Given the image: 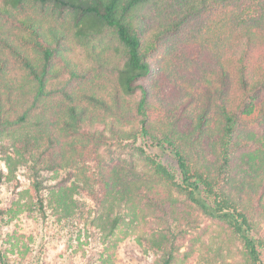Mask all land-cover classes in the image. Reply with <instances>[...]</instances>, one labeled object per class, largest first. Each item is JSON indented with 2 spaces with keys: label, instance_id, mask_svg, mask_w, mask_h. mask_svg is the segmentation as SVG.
I'll list each match as a JSON object with an SVG mask.
<instances>
[{
  "label": "trees",
  "instance_id": "1",
  "mask_svg": "<svg viewBox=\"0 0 264 264\" xmlns=\"http://www.w3.org/2000/svg\"><path fill=\"white\" fill-rule=\"evenodd\" d=\"M151 1L0 0V194L28 182L0 206V264H40L51 217L82 264L128 236L183 264L206 219L237 247L219 264H264V0ZM104 38L110 65L72 60ZM20 215L38 235L7 230Z\"/></svg>",
  "mask_w": 264,
  "mask_h": 264
},
{
  "label": "rangeland",
  "instance_id": "2",
  "mask_svg": "<svg viewBox=\"0 0 264 264\" xmlns=\"http://www.w3.org/2000/svg\"><path fill=\"white\" fill-rule=\"evenodd\" d=\"M165 2L166 0H152L151 3L145 7L144 13L148 14L152 12L157 14V12H161V4H165ZM26 12L32 14L33 12H36V9L34 6H28ZM36 16L42 17L39 13ZM47 20L49 21V24L53 23L56 27L69 26L67 20H55L52 15H48ZM150 24H154V21H151ZM107 39L108 38H104L103 41L96 42L94 51L91 48H87L85 45L79 46L76 41H72L70 43L69 54L72 60L79 62L82 69L94 66L92 56L96 54L101 55L100 61H102L103 64L110 65V63H107V58L109 55L114 56V45L116 42ZM105 45L107 47L103 49L102 47ZM109 65H107V68L103 67L104 72H101L105 77L110 75L108 74V68H110ZM74 84L78 85L79 83L76 81ZM74 84L71 86L72 91H74L76 95L82 96V92L78 89V86H74ZM73 86L75 88H73ZM166 94L168 95L169 93ZM166 97L173 102L170 96ZM52 99V101H49L50 107H54L61 98L57 99V97H54ZM167 109H169V106H167ZM156 152L160 155V159H162L171 169H176V162L170 155L167 153L162 154L158 149H156ZM3 156L4 155L0 153V169L5 170L6 164ZM22 170L23 168L19 167L16 172V178L19 181L18 184L15 183V178L11 180L6 179L3 183L0 194V206L9 203L12 198H16L17 191L28 188L27 179L21 175ZM200 227L202 232H204L201 239L206 243V247L200 244L195 245L194 254L188 257L187 261L183 264H210L212 261L219 264L220 258L229 260V258L236 257L237 247L235 243L232 242L214 222L206 219ZM7 230L9 232L12 230L17 231L18 233H23L25 235H38L41 228H39L38 224L33 219L20 215L19 218L9 224ZM42 230L45 232V237L43 239L45 252L40 264H82L81 250H75L67 245L65 232L60 231L57 228L56 223L53 222V217L47 220V224L44 225ZM184 249L185 248H182V250ZM113 261L115 264H154V255L139 245L134 236H128L117 243Z\"/></svg>",
  "mask_w": 264,
  "mask_h": 264
}]
</instances>
